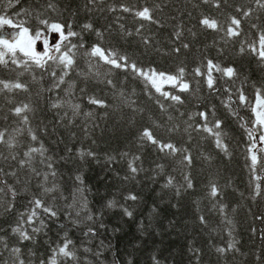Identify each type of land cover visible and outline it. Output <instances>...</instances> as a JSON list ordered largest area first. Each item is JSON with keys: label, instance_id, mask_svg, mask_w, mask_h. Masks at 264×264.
<instances>
[{"label": "trees", "instance_id": "trees-1", "mask_svg": "<svg viewBox=\"0 0 264 264\" xmlns=\"http://www.w3.org/2000/svg\"><path fill=\"white\" fill-rule=\"evenodd\" d=\"M261 4L264 0H0V16L33 33L50 30L42 20L78 33L64 45H77L71 70L54 61L43 69L25 66L20 53L9 55L7 66L0 64V80L27 85L26 91L0 85V264L21 259L50 264L53 256L57 264H264V152L253 168L255 140L249 136L261 134L253 108L257 92L264 96V60L249 48L264 33ZM145 7L153 21L136 15ZM205 17L215 19L218 29L203 26ZM232 17L241 21L239 36L228 35ZM97 45L109 58L126 57L128 67L89 55ZM208 60L234 68L236 75L214 70L209 88ZM133 63L145 72L171 75L183 67L181 83L190 85L188 91L160 86L182 103L157 92L132 70ZM25 104L27 123L14 112ZM200 113L208 114L207 121ZM205 126L220 133L226 151ZM145 130L181 151H162L143 136ZM41 145L42 152L28 155ZM37 199L57 215L37 208ZM17 227L33 239L23 240ZM67 241L74 259L58 254Z\"/></svg>", "mask_w": 264, "mask_h": 264}, {"label": "snow or ice", "instance_id": "snow-or-ice-1", "mask_svg": "<svg viewBox=\"0 0 264 264\" xmlns=\"http://www.w3.org/2000/svg\"><path fill=\"white\" fill-rule=\"evenodd\" d=\"M19 0H17V3ZM207 2V0H205ZM259 2V0H258ZM219 7V4L216 5ZM261 7H264V4H261ZM125 11H130V9L125 8ZM136 15L142 19H146L149 21H153V16L151 15L150 9L145 7L142 11H139L136 13ZM245 15H248V13H245ZM42 24L48 25V27L51 29L53 33H58L59 34V42L55 43L54 45L50 46L49 41L47 39L43 40V50L42 51H37L36 48V43L38 40L41 39L42 33L37 31L33 33L29 28L25 27L23 23L20 24H15L12 19L6 17V16H0V29H2L4 26H12L14 28H19L20 31L12 34H0V64H4L7 66L8 60L5 59V57L8 54H11L12 57H16L17 53H20L22 56L26 57L27 59L24 60L22 63L25 66L29 65V62L31 64L36 65L39 68H45V66L49 63V61H54L58 62L59 65H63L64 69L66 70H71L73 68V65L75 64V59H74V54H73V49L77 47L76 44H69L67 47H64L65 42L69 41L71 37H75L78 35L77 32L71 30V26H68V31L65 32V25H62L60 23H51L49 24V21L47 20H42ZM201 23L203 26L217 30L218 29V22L215 19H209L207 17L203 18L201 20ZM241 21L237 19L236 17L231 18V25L228 28V35L235 37L239 36L240 32L238 31L239 26H240ZM234 26V27H233ZM87 29H91L92 25L91 24H86L84 26ZM177 36L179 37V33H177ZM184 47H187V45H184ZM250 50L258 55V57L261 60H264V33H262L259 36L258 44L257 43H252L249 45ZM63 49V50H62ZM180 49L177 48L176 51L178 52ZM241 52H244L245 49L241 47L240 49ZM55 53H60L59 56L53 54ZM91 56L95 57H100L103 59L106 63L111 64L117 68L120 67H128L127 64V58L126 57H121L120 60L118 61L117 59L109 58V55L105 54V50H103L100 46H94L89 53ZM114 56L115 53H112ZM120 61H124V64H122ZM12 63L15 64H20L21 61L17 59H13ZM133 71L138 72L139 75L144 76L146 80L150 81L151 84L155 87L157 92H160L165 98H171L173 101L176 102H181V97L179 95H172L168 92H163L160 83L161 82H167L173 84V86H179L181 91H188L190 88V85L186 82L181 83L183 80V76L185 73V69L183 67L179 68L178 70V75H171V74H166L163 72L157 73L154 69L151 70L150 72H145L143 70L137 69L136 65L133 63L130 65ZM217 72H223V74L229 78L233 77L236 75V71L232 67L224 68L221 69L218 65H215L211 60L207 61V85L209 88H213L214 86V78H213V71ZM197 75H204V73L201 72L199 68L195 70ZM68 72L65 71L64 75H67ZM51 75L56 76L55 72H52ZM59 83L62 84L64 83L63 77H60ZM109 84L112 82L109 80ZM0 85L3 86V90H13V89H20V90H27V85L24 83L20 82H5L3 80H0ZM56 87H59V84L56 85ZM246 97L241 94L240 95V100L242 102L246 101ZM92 103L94 104H103V101L97 100V99H92ZM53 107H59L58 104H54ZM75 107H79L76 105ZM26 111H30L29 106L27 104L23 105V107H16L14 109V112L17 116H21L23 121L27 123L28 117L27 115H22ZM253 112L255 113L256 120L255 123L261 128L264 129V96H261L259 92H257V99H256V106L253 108ZM200 115L204 118L205 121L208 119V114L207 113H200ZM221 127V122L217 121L215 124V128L219 129ZM204 130L213 133V128L211 127H204ZM216 136V144L217 147L223 148L225 151L227 150V146L222 143V140L220 139V133L215 132L213 133ZM143 136L146 137L148 140H150L153 144H157L160 149L163 151L165 149L170 150L172 154H176L177 152L181 151L178 149L175 145L171 143H161L158 141L152 134L151 131L145 130L143 133ZM250 138L255 140V137L251 136V133H249ZM32 140H36L37 137L35 135H32ZM259 141L261 144H264V131L261 132L259 135ZM0 142H4V133L0 132ZM252 148L256 149V151H252L251 154V161H252V167L255 168V166L258 163V156L257 152H264V147H257V145L254 143L252 145ZM43 145H41V148H32L30 149V152L28 155H31L33 152H42ZM88 155H93L92 153H88ZM185 159H187L189 162L191 158L189 156H186ZM132 172H136L137 168L132 167ZM55 175V173H53ZM47 179V177H45ZM77 179H80L79 177ZM259 179V177H257ZM171 179L169 180V183H171ZM191 182H189L188 187H191ZM55 189H46V191H54ZM0 192H3V189L0 188ZM214 197L218 194V190L216 189L215 186L212 188V193ZM256 195H260V185H256ZM131 199L135 200V196H131ZM35 205L37 208H42L45 212H48L51 216H56L57 213L53 211L51 208H48L44 205V203L37 199L34 201ZM115 204L110 203L109 207H114ZM127 211V210H126ZM37 213L35 210L32 212V216H36ZM127 215L129 217L132 216V212L127 211ZM31 220V217L29 218ZM88 219H92V217H88ZM201 220H203V217H201ZM16 233H19L21 235V238L23 240H31L33 237L28 234L26 231H22L20 227H17L14 229ZM35 231H39L36 229ZM92 229H89V232H92ZM71 244V241H67L62 244L58 248V254L65 257V258H75V253L70 250L69 246ZM234 246V245H233ZM16 253H19L20 249L16 248L13 249ZM218 251L223 252L225 251L224 249H218ZM19 264H24V260H19ZM43 264V262H42ZM50 264H57V259L55 256H53L50 260Z\"/></svg>", "mask_w": 264, "mask_h": 264}, {"label": "rangeland", "instance_id": "rangeland-1", "mask_svg": "<svg viewBox=\"0 0 264 264\" xmlns=\"http://www.w3.org/2000/svg\"><path fill=\"white\" fill-rule=\"evenodd\" d=\"M19 31H20L19 28H14L12 26H7L6 25L2 29H0V34H12V33H16V32H19ZM44 39H47L49 41V45L52 46L55 43L59 42V34L58 33H53L51 31V29L49 31L45 32V33H42L41 39L38 40L37 43H36L37 51H42L43 50L42 48H43V40ZM166 84H170V83L161 82L160 86H163V85H166ZM259 144L264 146V144H261L260 142H259Z\"/></svg>", "mask_w": 264, "mask_h": 264}]
</instances>
